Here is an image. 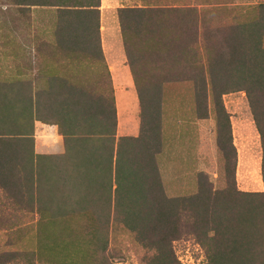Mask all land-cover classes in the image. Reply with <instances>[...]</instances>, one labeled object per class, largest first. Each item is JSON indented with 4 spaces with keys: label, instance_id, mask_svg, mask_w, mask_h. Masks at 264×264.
<instances>
[{
    "label": "trees",
    "instance_id": "obj_1",
    "mask_svg": "<svg viewBox=\"0 0 264 264\" xmlns=\"http://www.w3.org/2000/svg\"><path fill=\"white\" fill-rule=\"evenodd\" d=\"M5 1L18 9L31 8V13H48L49 41L68 45L67 58L75 59L78 45L84 58L102 59L100 0ZM207 7L197 0L195 6L149 2L118 10L139 97L140 132L135 138H117L114 177L112 99L109 170L105 165L92 181L66 179L58 168L50 173L45 164L35 163L27 109L11 115L0 104V192L13 211L30 210L32 218L29 228L0 224V230L15 232L9 244L17 247L0 252V264H113L106 253L107 236L110 222L116 221L152 251L147 264H181L172 242L183 235L195 236L205 250V264H264V192L236 185V148L222 102L228 93H246L261 140L264 180V4L256 5L257 15L246 21L233 17L219 24L204 18ZM130 50L141 59L139 65ZM183 81L192 84L197 118L214 112L225 186L215 188L199 171L194 192L169 196L155 159L161 150L163 87ZM61 102L62 123L78 129L69 128L67 134H77L84 144L94 139L107 143L106 100L85 91L82 98ZM104 157L107 164L106 151ZM98 224L100 238L94 233ZM77 227L86 240H78Z\"/></svg>",
    "mask_w": 264,
    "mask_h": 264
},
{
    "label": "crops",
    "instance_id": "obj_2",
    "mask_svg": "<svg viewBox=\"0 0 264 264\" xmlns=\"http://www.w3.org/2000/svg\"><path fill=\"white\" fill-rule=\"evenodd\" d=\"M197 0H100L99 35L102 59L84 58L82 47L76 45L75 59L67 58L68 45L54 44L49 41L50 32L46 31L45 20L48 13H31V33L27 41H18L13 34L0 36V104L6 114H20L27 109L28 129L32 139L35 163L45 164L50 173L59 170L66 179L94 180L104 173L105 165L109 170V132L111 119L109 114L110 99L116 125L112 126V171L115 173L116 140L119 137H137L140 132V104L131 69L129 56L125 48L118 10L125 7H143L149 2L195 6ZM211 6L212 0H204ZM225 2H222L224 4ZM256 5L264 0H254ZM229 5H236L231 0ZM213 6V5H212ZM36 30V28H40ZM134 65H139L140 58L130 50ZM185 85L191 82L183 81ZM86 84V89H85ZM169 85V84H167ZM188 86H186L188 88ZM102 98L107 102V132L105 143L94 139L84 144L78 135L67 134L69 128L62 123L66 118L61 113V100L73 97L82 98L84 93ZM180 97L166 95L163 87L161 150L156 155V163L163 187L164 178L177 179L178 185L172 192L184 188L182 195L195 190L196 151L191 140L196 135L195 125L212 117L199 119L194 106L193 87L187 89V99L192 98L190 108L165 107V98ZM191 97V98H190ZM186 104V102H183ZM104 109V108H103ZM170 111V112H169ZM191 111V115H190ZM185 115L189 117L185 118ZM214 120V118L212 117ZM105 126V120L103 122ZM215 128V120H214ZM69 129V130H70ZM98 138V137H97ZM107 152V164L105 162ZM59 164V165H58ZM57 165V166H56ZM172 171V173H171ZM166 173H170L167 175ZM114 188V185H113ZM167 193V191H166ZM179 196L180 194L174 193Z\"/></svg>",
    "mask_w": 264,
    "mask_h": 264
},
{
    "label": "rangeland",
    "instance_id": "obj_3",
    "mask_svg": "<svg viewBox=\"0 0 264 264\" xmlns=\"http://www.w3.org/2000/svg\"><path fill=\"white\" fill-rule=\"evenodd\" d=\"M211 6L207 7L204 18L215 24L231 22L233 17H239L246 21L250 17L257 15L258 9L254 0H234L238 4L229 5L231 0H212ZM222 2H225L222 4ZM220 3L222 6L216 7L213 4ZM213 5V6H212ZM251 8L253 11L250 12ZM205 21V19H204ZM41 28H36V30ZM13 34L18 37V41H27L28 35L31 33V8L18 9L15 6L8 5L5 0H0V36L5 34ZM1 39V37H0ZM264 48V34L262 39ZM150 59V58H149ZM183 61H181V64ZM184 83H171L165 85L166 95L180 92V97L165 98V107L190 108L193 106L192 98L187 99V89L191 88ZM183 102H186L184 104ZM223 105L229 113L232 131V142L236 148V166H235V182L238 189L248 192H264V180L262 178L261 161L262 146L258 130L254 124L253 115L249 106L247 95L244 91H235L223 95ZM211 108L213 107L210 104ZM213 110V108H212ZM170 112V111H169ZM214 112L211 113L212 117ZM191 115V111H190ZM189 117L185 115V118ZM209 118L195 125L196 135L191 140V145L196 151V169L205 172L215 188H223L225 180L223 178V160L216 146V128H214V120ZM231 161V160H230ZM172 173V171H171ZM170 175V173H166ZM166 183V191L169 196L184 194L182 190L172 188L178 185L177 179L172 177L164 178ZM165 189V188H164ZM14 205L3 200L0 192V224L31 227V211L21 210L13 211ZM35 219V217H34ZM77 222H86L85 220H77ZM34 221V220H33ZM94 225L95 222H92ZM98 224L94 228L97 238L102 237V230ZM31 230V229H30ZM78 240H86L83 236L81 228L77 227L75 232ZM104 235V234H103ZM16 236L14 231L0 230V252L13 251L17 247L9 244ZM107 236V235H106ZM138 237L124 227L119 221L110 222L108 228V246L107 255L113 264H147L152 251L145 248L137 239ZM175 257L179 263L188 264L194 261L195 264H205L206 254L204 248L193 235H183L172 242ZM14 264V263H9ZM182 264V263H181Z\"/></svg>",
    "mask_w": 264,
    "mask_h": 264
},
{
    "label": "built area",
    "instance_id": "obj_4",
    "mask_svg": "<svg viewBox=\"0 0 264 264\" xmlns=\"http://www.w3.org/2000/svg\"><path fill=\"white\" fill-rule=\"evenodd\" d=\"M182 264H185V263H183V262H181ZM188 264H195V262L194 261H190Z\"/></svg>",
    "mask_w": 264,
    "mask_h": 264
}]
</instances>
